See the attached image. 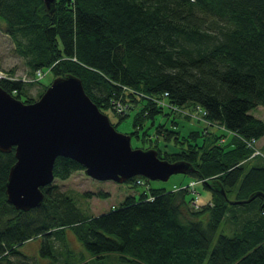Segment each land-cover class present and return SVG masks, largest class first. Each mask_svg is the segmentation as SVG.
Returning a JSON list of instances; mask_svg holds the SVG:
<instances>
[{
	"label": "trees",
	"instance_id": "trees-1",
	"mask_svg": "<svg viewBox=\"0 0 264 264\" xmlns=\"http://www.w3.org/2000/svg\"><path fill=\"white\" fill-rule=\"evenodd\" d=\"M0 29L14 38L31 74L43 68L54 77L79 76L102 111L114 109L113 99L129 104L120 119L141 103L135 126L150 117L157 133L147 148L191 161L195 169L187 173L212 192L195 207L189 187H151L138 175L128 181L146 184L150 193L131 194L120 206L87 216L52 182L43 187L40 206L23 210L6 192L15 147L0 150V264H38L20 250L38 235L45 237L41 252L51 257L48 264H101L109 253H117L112 264H264V155L252 162L258 157L248 144L264 135V119L251 112L264 105V0H56L52 13L43 0H0ZM40 80L2 78L0 85L32 102L28 85ZM161 98L171 106L158 104ZM197 104L211 124L224 128L181 135L176 117H191L175 107ZM158 113L172 116L173 126L156 124ZM160 137L181 151L163 152ZM83 168L59 155L54 176L66 179ZM253 194L250 201L229 202ZM225 217L236 223L232 235L218 233ZM67 227L96 261L75 258L65 239L54 254L50 240Z\"/></svg>",
	"mask_w": 264,
	"mask_h": 264
},
{
	"label": "water",
	"instance_id": "water-1",
	"mask_svg": "<svg viewBox=\"0 0 264 264\" xmlns=\"http://www.w3.org/2000/svg\"><path fill=\"white\" fill-rule=\"evenodd\" d=\"M43 1L52 13L56 0ZM13 146L16 161L6 184L7 199L23 210L42 204L43 187L53 182L59 155L77 160L96 179L118 182L138 175L167 180L195 169L189 160L159 156L157 148L134 147L131 134L117 129L73 73L54 77L32 102L0 85V150ZM256 195L229 202L250 201Z\"/></svg>",
	"mask_w": 264,
	"mask_h": 264
},
{
	"label": "rangeland",
	"instance_id": "rangeland-1",
	"mask_svg": "<svg viewBox=\"0 0 264 264\" xmlns=\"http://www.w3.org/2000/svg\"><path fill=\"white\" fill-rule=\"evenodd\" d=\"M0 69L11 72L13 74L22 75L25 72H29V67L26 63V58L21 54L15 44L14 38L9 34L0 29ZM54 79V74L52 70L48 69L46 75L38 83L28 85V94L34 96L36 100L39 96V92L44 85H49ZM25 99V96H22ZM142 104L139 103L134 108L130 109L129 115L120 119L118 113H125L126 111H117L108 107L104 109L113 123H116V127L119 131L124 133H129L132 136V145L134 147L147 148L150 145V139L154 142L157 141L156 126H152V118H145L143 127L137 128L134 124L135 117ZM186 111L190 110V106L185 107ZM251 112L256 116L264 119V105H258L251 109ZM155 122H163L167 127H172V116H167L164 113H158L155 116ZM176 119L179 123V130L181 135H187L191 129H202L206 126L210 127L211 130L220 131L217 125L208 124L203 116L197 114L191 117V120L186 117L177 116ZM139 131V136L136 133ZM222 130V129H221ZM146 136V137H145ZM253 151L264 152V135L259 138L258 141L253 143ZM158 146L163 152L173 153L181 151L182 147L180 145H175L172 141H166L163 137H160L158 141ZM258 158L252 162H258L261 156L260 153L255 154ZM251 156H254L253 152ZM53 183L57 184L60 190L66 191L68 194L76 200L77 204L81 210L87 216L98 215L103 212H107L115 207L120 206V204L125 200V198L131 194L136 197L147 190L146 184L136 185L132 181L118 182L113 179L100 180L88 175L84 168L74 171L68 178H54ZM149 184L151 187H164L168 190L179 188L181 186H187L192 191L199 192L198 203L208 202L212 197V192L205 184L196 179L195 176L189 173H174L167 180L161 179H150ZM91 192L86 194V192ZM98 191L108 192L106 195H98ZM192 195V194H191ZM242 205H236L233 207L235 210H242ZM242 217V216H240ZM241 221V220H240ZM239 221V222H240ZM236 223L228 219H223L218 228V233H225L232 235L235 231ZM45 237L43 235L35 236L20 245V250L23 253L31 255L38 260V264H48L51 260L49 255H44L41 252V247ZM65 239L69 246L76 252L75 258L80 259L85 257L86 259H91L96 261L86 250L84 245L77 238L74 230L71 227H67L58 238H52L50 240L52 250L54 254L65 247ZM82 254V255H81ZM84 254V255H83ZM101 264H112L118 262L117 253H109L103 259L99 261Z\"/></svg>",
	"mask_w": 264,
	"mask_h": 264
},
{
	"label": "built area",
	"instance_id": "built-area-1",
	"mask_svg": "<svg viewBox=\"0 0 264 264\" xmlns=\"http://www.w3.org/2000/svg\"><path fill=\"white\" fill-rule=\"evenodd\" d=\"M46 74V70L43 69V68H39L35 71L34 74H30L28 72H25L24 74L22 75H17V74H13L11 72H8V71H5L3 69H0V79L2 78H8V79H21L23 81H27V82H32V81H37V80H40L42 77H44ZM157 102L158 104H161V105H167V106H171V104H169L168 102H166L165 99L161 98V99H157ZM112 106L113 108H115V110L117 111H127V109L129 108V104L128 103H124L121 99H113L112 101ZM185 107L187 106H184V107H175L176 110L178 111H181L184 115H189L190 117L192 116H195L196 113L197 114H200L201 116H203V118L208 121L209 123L208 124H211V121H209L205 114L207 113L206 109L200 105H193V106H190V110L189 111H186L185 110ZM220 127V126H219ZM224 127L222 126V129ZM222 141L225 140V137H222L221 138ZM256 140L255 139H251L248 141V144L251 145L254 149V144ZM260 153L261 155H264V153L260 150L258 151H253V154H258ZM139 183H143L141 180H138ZM193 193V199H192V204L195 206V207H199V203H198V198H199V193L196 191H192Z\"/></svg>",
	"mask_w": 264,
	"mask_h": 264
}]
</instances>
